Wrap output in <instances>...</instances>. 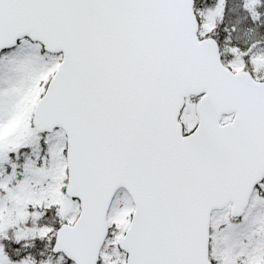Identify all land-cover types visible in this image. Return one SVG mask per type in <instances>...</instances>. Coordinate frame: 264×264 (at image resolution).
<instances>
[{"label":"snow or ice","instance_id":"snow-or-ice-1","mask_svg":"<svg viewBox=\"0 0 264 264\" xmlns=\"http://www.w3.org/2000/svg\"><path fill=\"white\" fill-rule=\"evenodd\" d=\"M0 264H264V0H0Z\"/></svg>","mask_w":264,"mask_h":264}]
</instances>
